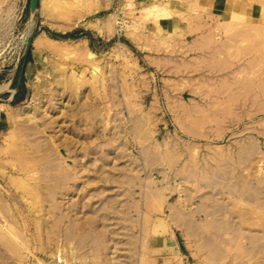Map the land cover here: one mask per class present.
Returning <instances> with one entry per match:
<instances>
[{
    "label": "rangeland",
    "instance_id": "rangeland-1",
    "mask_svg": "<svg viewBox=\"0 0 264 264\" xmlns=\"http://www.w3.org/2000/svg\"><path fill=\"white\" fill-rule=\"evenodd\" d=\"M182 2L0 0V264H166L173 230L264 264V0L196 59Z\"/></svg>",
    "mask_w": 264,
    "mask_h": 264
},
{
    "label": "crops",
    "instance_id": "crops-1",
    "mask_svg": "<svg viewBox=\"0 0 264 264\" xmlns=\"http://www.w3.org/2000/svg\"><path fill=\"white\" fill-rule=\"evenodd\" d=\"M182 3H178L177 7L183 6H197L208 8V12L204 14H189L187 12H181L177 10V15L171 18H163L160 21L159 28L163 34H174L177 37L186 39L187 41L192 37L193 46L192 54L196 59L199 56H210L214 54L215 42L213 41V35L215 29L221 27L223 23L232 22L235 17L239 16H255L257 14L255 7L245 6V4L239 2V0H182ZM181 14V15H178ZM184 14V16L182 15ZM195 222L193 219H191ZM169 234V244L166 245V238L161 239V248L173 249L168 253L169 261L166 264H194L191 259L192 255L190 249L184 240L178 238V234L173 230ZM186 251L190 252L189 255Z\"/></svg>",
    "mask_w": 264,
    "mask_h": 264
},
{
    "label": "bare ground",
    "instance_id": "bare-ground-1",
    "mask_svg": "<svg viewBox=\"0 0 264 264\" xmlns=\"http://www.w3.org/2000/svg\"><path fill=\"white\" fill-rule=\"evenodd\" d=\"M160 11H162V10H160ZM98 24H99V23H98ZM100 30H101V29H100ZM39 41H40V40H39ZM38 43H39V42H38ZM38 43H37V44H38ZM37 44H36V45H37ZM39 44H40V43H39ZM38 46H39V45H38ZM90 56H91V57H94L95 55H94L93 53H90ZM180 109H181V108H180ZM185 110L187 111V109L184 108V109L182 110V112L185 113V112H186ZM180 111H181V110H180ZM188 111H189V109H188ZM191 111H192V110H191ZM182 112H181V113H182ZM188 113H189V112H187V114H188ZM189 114H190V113H189ZM191 118H192V117H191ZM191 118H189V120H190ZM177 121H179V120H177ZM191 121H192V119H191ZM187 122H188V121H187ZM195 122H196V121H195ZM192 124H193V123H192ZM180 125H181V123H180ZM184 126H185V125H184ZM199 126H200V125H199ZM182 127H183V125H182ZM183 129H184V128H183ZM190 129H191V128H190ZM201 129H202V128H201ZM207 129H208V128H207ZM184 130H185L186 132H187V131H188V132H191V131H192V130L189 131V128H187V127H185ZM196 130H197V129H196ZM216 130H217V129H215V132H217ZM222 130H223V129H221V131H222ZM193 131H194V130H193ZM197 131H201V130L199 129V130H197ZM197 131H196V132H197ZM209 132H210V131H209ZM219 132H220V130H219ZM195 134H197V133H195ZM215 134H216V133H215ZM218 134H219V133H218ZM193 135H194V134H193ZM206 136H207V135H206ZM186 149H187V148H186ZM190 149H191V148H190ZM187 150H188V149H187Z\"/></svg>",
    "mask_w": 264,
    "mask_h": 264
},
{
    "label": "water",
    "instance_id": "water-1",
    "mask_svg": "<svg viewBox=\"0 0 264 264\" xmlns=\"http://www.w3.org/2000/svg\"><path fill=\"white\" fill-rule=\"evenodd\" d=\"M39 3H40V0H31V5H30V7H31V11H32V13H35L37 10H38V8H39ZM25 65H26V62H25ZM24 65V66H25Z\"/></svg>",
    "mask_w": 264,
    "mask_h": 264
},
{
    "label": "trees",
    "instance_id": "trees-1",
    "mask_svg": "<svg viewBox=\"0 0 264 264\" xmlns=\"http://www.w3.org/2000/svg\"><path fill=\"white\" fill-rule=\"evenodd\" d=\"M57 36L58 37H62V38H66V39H74V40L79 38V34L78 33L62 35V36L57 35Z\"/></svg>",
    "mask_w": 264,
    "mask_h": 264
}]
</instances>
